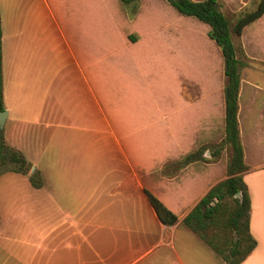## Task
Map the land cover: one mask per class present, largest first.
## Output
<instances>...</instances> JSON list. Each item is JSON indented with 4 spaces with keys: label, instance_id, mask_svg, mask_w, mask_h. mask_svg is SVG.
I'll return each mask as SVG.
<instances>
[{
    "label": "crops",
    "instance_id": "0c3cea01",
    "mask_svg": "<svg viewBox=\"0 0 264 264\" xmlns=\"http://www.w3.org/2000/svg\"><path fill=\"white\" fill-rule=\"evenodd\" d=\"M11 6L0 19L3 137L41 185L0 168V264H226L182 223L227 178L212 158L226 79L208 26L161 0ZM247 31L264 44V14L236 35ZM242 48L237 121L256 246L240 264H264V57Z\"/></svg>",
    "mask_w": 264,
    "mask_h": 264
},
{
    "label": "trees",
    "instance_id": "16d2710c",
    "mask_svg": "<svg viewBox=\"0 0 264 264\" xmlns=\"http://www.w3.org/2000/svg\"><path fill=\"white\" fill-rule=\"evenodd\" d=\"M130 3L136 0H120ZM180 15L191 17L208 26L207 36L219 48L223 58L226 84L223 94L225 101L224 138L216 147L213 159L220 158L224 145L230 149L227 164V178L215 186L197 203L183 219V225L195 233L226 264H240L254 250L256 242L249 232L250 198L242 174L247 171L244 163L243 148L240 143L237 111L240 86L241 63L236 58L228 19L219 10L217 0H166ZM264 14V0L257 8L240 17L233 27L240 35L243 28ZM1 71V28H0V112L4 111ZM202 150L189 155L183 164L200 159ZM8 165L4 172L21 173L28 176L30 183L39 187L40 179L36 173L29 174L30 165L16 151L5 145L3 131L0 130V168ZM239 193V197L236 194ZM149 204L158 220L164 226H173L178 216L165 207L157 198L145 190ZM217 199L214 205L211 203Z\"/></svg>",
    "mask_w": 264,
    "mask_h": 264
},
{
    "label": "rangeland",
    "instance_id": "374dc122",
    "mask_svg": "<svg viewBox=\"0 0 264 264\" xmlns=\"http://www.w3.org/2000/svg\"><path fill=\"white\" fill-rule=\"evenodd\" d=\"M161 1L165 2L166 0H161ZM229 1H230V5H223L222 6V12L224 13V15L226 16V18L229 21V27L231 29V38H232V41H233L234 46L236 48L238 57H240V58L244 57V50L242 48V43L244 45L246 44L248 46V50L255 49L256 48L255 46H258V48H256L257 49V52H256L257 56L264 57V48H263L264 44H263V42H258L259 40L256 39L255 37H252L251 33L249 31H247L243 34V38L238 37L233 32V26H234L237 18L245 15L246 13L254 11L257 8L260 0H246L244 6H241V7H243V8H241V10H239L235 5H233V3H235V1H237V0H229ZM12 3H13V0H0V19H1V17L3 18V16L5 19H6V17H8V15L12 9V6H11ZM20 3L17 2V5H18L17 9L18 10H20V8H23V6H21ZM181 40H182V38H181ZM198 40L202 45H206L208 50L214 52V55H213L214 62L216 64L219 61V64H216V65H218V67L220 68V59L218 57L216 58V51H215L216 48L211 43H208V45L205 44L204 36L198 38ZM251 42H252V45L250 44ZM249 44H250L251 48L249 47ZM248 50H247V52H249ZM54 61L57 62V61H59V59L55 58ZM248 152H250V151L248 150ZM230 154L231 153H230L229 147L227 145H224L222 147V150H221V159H222V163L225 165V176H226L227 164H228V161L230 158ZM257 184H258V188L264 189V181L258 182Z\"/></svg>",
    "mask_w": 264,
    "mask_h": 264
},
{
    "label": "water",
    "instance_id": "95a60500",
    "mask_svg": "<svg viewBox=\"0 0 264 264\" xmlns=\"http://www.w3.org/2000/svg\"><path fill=\"white\" fill-rule=\"evenodd\" d=\"M6 116H7V113L6 111H2L0 112V130L3 129V126H4V122H5V119H6ZM239 193L236 194V197H239ZM215 202H217V199L214 200V202H212L211 204L214 205Z\"/></svg>",
    "mask_w": 264,
    "mask_h": 264
}]
</instances>
